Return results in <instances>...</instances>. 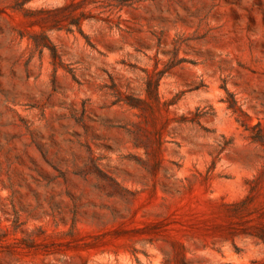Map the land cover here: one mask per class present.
I'll list each match as a JSON object with an SVG mask.
<instances>
[{
	"label": "rangeland",
	"instance_id": "374dc122",
	"mask_svg": "<svg viewBox=\"0 0 264 264\" xmlns=\"http://www.w3.org/2000/svg\"><path fill=\"white\" fill-rule=\"evenodd\" d=\"M0 264H264V0H0Z\"/></svg>",
	"mask_w": 264,
	"mask_h": 264
},
{
	"label": "trees",
	"instance_id": "16d2710c",
	"mask_svg": "<svg viewBox=\"0 0 264 264\" xmlns=\"http://www.w3.org/2000/svg\"><path fill=\"white\" fill-rule=\"evenodd\" d=\"M127 104H128L129 106H134L133 103H131V101L127 102Z\"/></svg>",
	"mask_w": 264,
	"mask_h": 264
}]
</instances>
